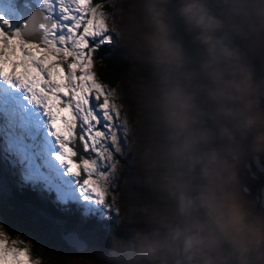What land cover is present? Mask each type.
<instances>
[{
  "label": "clouds",
  "instance_id": "obj_1",
  "mask_svg": "<svg viewBox=\"0 0 264 264\" xmlns=\"http://www.w3.org/2000/svg\"><path fill=\"white\" fill-rule=\"evenodd\" d=\"M98 13L125 137L109 157L116 216L106 248L43 264H264V200L248 187L264 160V0Z\"/></svg>",
  "mask_w": 264,
  "mask_h": 264
},
{
  "label": "snow or ice",
  "instance_id": "obj_2",
  "mask_svg": "<svg viewBox=\"0 0 264 264\" xmlns=\"http://www.w3.org/2000/svg\"><path fill=\"white\" fill-rule=\"evenodd\" d=\"M101 6L93 0H0L4 150L21 166V188L54 194L62 210L76 205L84 216L116 211L106 203L115 179L109 157L116 160L114 142L123 149L125 141L106 85L93 71L98 50L111 39ZM22 226L0 213V264H43L31 256L32 241L20 238ZM64 238L76 252L87 246L75 234Z\"/></svg>",
  "mask_w": 264,
  "mask_h": 264
},
{
  "label": "trees",
  "instance_id": "obj_3",
  "mask_svg": "<svg viewBox=\"0 0 264 264\" xmlns=\"http://www.w3.org/2000/svg\"><path fill=\"white\" fill-rule=\"evenodd\" d=\"M111 0H93V5L100 3L108 10ZM112 49L109 45L103 46L96 54V63L94 72L97 79L110 87L117 84V75L113 70L114 65L111 62L110 53ZM77 142V141H76ZM80 150V149H79ZM78 159V158H77ZM8 180L11 193L10 195L0 199V203L8 202L10 207H0V213L15 216L22 222L21 230L22 240H31L32 253L38 255L43 262L49 261L51 258L72 257L78 253L69 251V245L60 237L63 230L73 229L74 221H77L78 210L72 208L75 205H69L70 210H62L60 206L53 203V198L46 195V192L38 193L32 191L29 187L21 188L20 184L14 182L10 174ZM11 181L16 185L12 186ZM46 199L44 200V196ZM9 208V209H8ZM93 218L89 221L92 222ZM83 224L87 227L89 223L86 220ZM51 222L57 223L59 227L52 228ZM93 223V222H92ZM61 225V226H60ZM16 238V231H12ZM62 236V235H61ZM22 246V245H21ZM40 251V254H38Z\"/></svg>",
  "mask_w": 264,
  "mask_h": 264
},
{
  "label": "rangeland",
  "instance_id": "obj_4",
  "mask_svg": "<svg viewBox=\"0 0 264 264\" xmlns=\"http://www.w3.org/2000/svg\"><path fill=\"white\" fill-rule=\"evenodd\" d=\"M109 7L110 8L108 10L115 12L116 11V0H111L109 3ZM103 9L106 10V8H104V7H103ZM94 66H95V64H94ZM93 71H94V67H93ZM116 85L113 86L112 88L116 87ZM121 142H122V144L124 143L123 140ZM76 145H77L78 150L79 149L82 150V146H80L78 140L76 142ZM114 155H115L116 160L120 159L119 154H114ZM12 160H13V158H10L9 155L5 152L4 141H3V138L0 137V199H4V197L7 198V196L10 195V193H11L10 186L8 183V180H10L9 179L10 177H8L9 175H7V174H10L12 176L11 180H13L14 182H17V184H20L19 171H20L21 166L19 165V163L13 164ZM261 162L264 164V160H262ZM258 170H264V167H263V169L257 168V173H258L257 178L259 176L260 177L264 176V174H261V172ZM81 179H83V177H81ZM14 182L11 181L12 186L16 185ZM114 183H116L115 179H114ZM117 191H118L117 188H111L110 194L106 197V203L111 205L112 208H114V206H113V195ZM38 193H42V192H37V194ZM46 195H48L49 197H52L54 200V194H48L46 192ZM46 195L44 196V200L46 199ZM0 207H9L8 202L0 203ZM72 208L75 211L77 209L79 212L78 217H77V221H74L75 223L73 225V229L70 228L69 231L63 230L61 232L62 234H60V237L64 239L65 234H75L89 247L99 246L101 248H106L107 247V232L112 227V221L116 216V211H111L106 216H99V215L84 216L82 214V210L78 209L76 205L72 206ZM92 218H93V220H92L93 223L89 221ZM83 220H86L89 222V223H87L88 224L87 227L84 226L85 224H83V223L85 221H83ZM51 224H52V228L56 229L57 227H59V225H57V223H55V222H51ZM18 231L22 232L21 230H18ZM11 238H14V234H11ZM20 238H21V236H20ZM66 243H67V241H66ZM19 247H23V245L22 246L19 245ZM31 247L32 246L30 245L31 256L33 259H36L38 257V255H35L32 253ZM69 249H70L69 251L71 252L72 249L70 247H69ZM72 251L74 253L76 252L74 250H72ZM76 253H78V252H76ZM38 254H40V251H38Z\"/></svg>",
  "mask_w": 264,
  "mask_h": 264
},
{
  "label": "flooded vegetation",
  "instance_id": "obj_5",
  "mask_svg": "<svg viewBox=\"0 0 264 264\" xmlns=\"http://www.w3.org/2000/svg\"><path fill=\"white\" fill-rule=\"evenodd\" d=\"M261 161L251 165L253 171H257V168L263 169L264 164ZM248 187L251 196L260 197L262 199L264 196V176H259L254 182H250Z\"/></svg>",
  "mask_w": 264,
  "mask_h": 264
},
{
  "label": "water",
  "instance_id": "obj_6",
  "mask_svg": "<svg viewBox=\"0 0 264 264\" xmlns=\"http://www.w3.org/2000/svg\"><path fill=\"white\" fill-rule=\"evenodd\" d=\"M262 200H264V196L262 197ZM64 240H66V239L64 238Z\"/></svg>",
  "mask_w": 264,
  "mask_h": 264
}]
</instances>
